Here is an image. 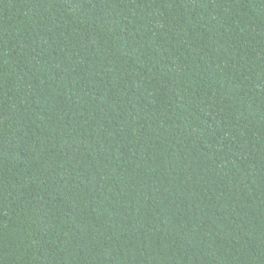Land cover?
Returning a JSON list of instances; mask_svg holds the SVG:
<instances>
[{
	"label": "trees",
	"instance_id": "1",
	"mask_svg": "<svg viewBox=\"0 0 264 264\" xmlns=\"http://www.w3.org/2000/svg\"><path fill=\"white\" fill-rule=\"evenodd\" d=\"M0 264H264V0H0Z\"/></svg>",
	"mask_w": 264,
	"mask_h": 264
}]
</instances>
